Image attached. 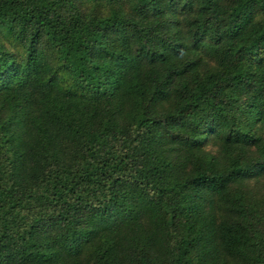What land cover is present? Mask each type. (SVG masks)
<instances>
[{
  "label": "trees",
  "instance_id": "obj_1",
  "mask_svg": "<svg viewBox=\"0 0 264 264\" xmlns=\"http://www.w3.org/2000/svg\"><path fill=\"white\" fill-rule=\"evenodd\" d=\"M0 264H264V0H0Z\"/></svg>",
  "mask_w": 264,
  "mask_h": 264
}]
</instances>
